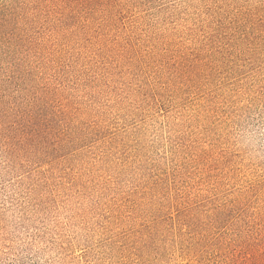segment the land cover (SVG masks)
<instances>
[{
	"label": "rangeland",
	"instance_id": "rangeland-1",
	"mask_svg": "<svg viewBox=\"0 0 264 264\" xmlns=\"http://www.w3.org/2000/svg\"><path fill=\"white\" fill-rule=\"evenodd\" d=\"M0 264H264V0H0Z\"/></svg>",
	"mask_w": 264,
	"mask_h": 264
}]
</instances>
